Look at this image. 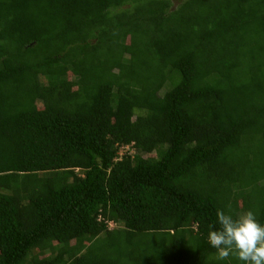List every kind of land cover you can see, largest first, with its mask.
I'll return each instance as SVG.
<instances>
[{"label": "trees", "instance_id": "1", "mask_svg": "<svg viewBox=\"0 0 264 264\" xmlns=\"http://www.w3.org/2000/svg\"><path fill=\"white\" fill-rule=\"evenodd\" d=\"M220 209L264 224V0H0V264H242Z\"/></svg>", "mask_w": 264, "mask_h": 264}, {"label": "clouds", "instance_id": "2", "mask_svg": "<svg viewBox=\"0 0 264 264\" xmlns=\"http://www.w3.org/2000/svg\"><path fill=\"white\" fill-rule=\"evenodd\" d=\"M217 221L220 227L210 229L207 236L216 250V259L227 261L234 257L242 264H264V224L253 210L233 216L220 209Z\"/></svg>", "mask_w": 264, "mask_h": 264}, {"label": "rangeland", "instance_id": "3", "mask_svg": "<svg viewBox=\"0 0 264 264\" xmlns=\"http://www.w3.org/2000/svg\"><path fill=\"white\" fill-rule=\"evenodd\" d=\"M178 1H179V0H171V2H172V6L175 5ZM68 78H71V79H72L71 75L68 74ZM38 104H39V103H38ZM233 262H236V263H237L238 260H236V259L234 258Z\"/></svg>", "mask_w": 264, "mask_h": 264}]
</instances>
